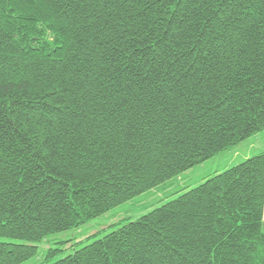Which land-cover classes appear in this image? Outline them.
<instances>
[{
	"label": "trees",
	"instance_id": "1",
	"mask_svg": "<svg viewBox=\"0 0 264 264\" xmlns=\"http://www.w3.org/2000/svg\"><path fill=\"white\" fill-rule=\"evenodd\" d=\"M262 132L264 0H0V239L85 225ZM202 179L44 263L264 264V151ZM36 252L0 241V264Z\"/></svg>",
	"mask_w": 264,
	"mask_h": 264
},
{
	"label": "rangeland",
	"instance_id": "2",
	"mask_svg": "<svg viewBox=\"0 0 264 264\" xmlns=\"http://www.w3.org/2000/svg\"><path fill=\"white\" fill-rule=\"evenodd\" d=\"M262 151H264V132L245 140L229 151H225L179 174L177 177L164 182L156 188L132 198L85 225L50 235L35 244L7 239H0V241L37 246L36 254L21 264H43L47 259L51 262L58 261L72 254L76 249L117 230L125 222L136 221L154 209L176 199L187 190L198 186L203 181L202 178L205 175L213 172H222ZM181 188L184 189L181 190ZM121 220H124V222L121 223ZM262 232L264 233V229H262ZM81 240H84V243L78 245V242Z\"/></svg>",
	"mask_w": 264,
	"mask_h": 264
},
{
	"label": "crops",
	"instance_id": "3",
	"mask_svg": "<svg viewBox=\"0 0 264 264\" xmlns=\"http://www.w3.org/2000/svg\"><path fill=\"white\" fill-rule=\"evenodd\" d=\"M262 152H263V151H262ZM249 154H250V153H249ZM262 229H264V215H263Z\"/></svg>",
	"mask_w": 264,
	"mask_h": 264
},
{
	"label": "snow or ice",
	"instance_id": "4",
	"mask_svg": "<svg viewBox=\"0 0 264 264\" xmlns=\"http://www.w3.org/2000/svg\"><path fill=\"white\" fill-rule=\"evenodd\" d=\"M261 239H264V233L261 234Z\"/></svg>",
	"mask_w": 264,
	"mask_h": 264
}]
</instances>
